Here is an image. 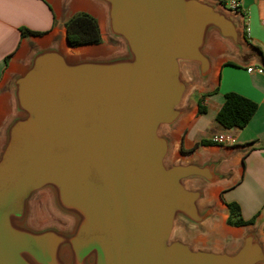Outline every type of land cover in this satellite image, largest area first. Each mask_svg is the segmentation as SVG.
Here are the masks:
<instances>
[{
  "label": "water",
  "instance_id": "95a60500",
  "mask_svg": "<svg viewBox=\"0 0 264 264\" xmlns=\"http://www.w3.org/2000/svg\"><path fill=\"white\" fill-rule=\"evenodd\" d=\"M94 1L123 50L95 56L39 47L11 83L13 115L0 149V264H264L255 232L232 252L174 238L178 224L195 230L210 217L201 207L205 189L188 182L223 178L217 163L169 165L163 134L183 115L184 67L205 81L212 35L241 51L239 24L207 0ZM43 191L66 226L33 225L31 203Z\"/></svg>",
  "mask_w": 264,
  "mask_h": 264
},
{
  "label": "crops",
  "instance_id": "0c3cea01",
  "mask_svg": "<svg viewBox=\"0 0 264 264\" xmlns=\"http://www.w3.org/2000/svg\"><path fill=\"white\" fill-rule=\"evenodd\" d=\"M91 8H98L103 17ZM78 12L97 19L103 39L101 25L107 30L106 11L94 0H0V149L3 131L13 115L11 83L34 49L55 44L70 55L109 54L71 51L84 48L71 47L67 40L66 23ZM228 14L239 24L243 49L236 51L212 35L207 49L213 62L210 75L201 81L194 66L184 67L190 87L181 106L183 115L174 127L163 130L172 144L169 165L217 163L216 171L223 178L220 182L209 186L200 180L188 182L191 189H205L201 207L210 212L209 219L195 230L178 224L174 232L175 239L213 252L235 251L249 232H255L264 247V74L247 71L249 67L264 69V0H242L240 12ZM22 28L40 34L23 37ZM227 93H237L258 105L244 128L226 129L216 121ZM223 134L232 135L234 142H213L215 136ZM203 141L210 143L201 145ZM228 203H237L244 220L256 218L255 223L230 226Z\"/></svg>",
  "mask_w": 264,
  "mask_h": 264
},
{
  "label": "trees",
  "instance_id": "16d2710c",
  "mask_svg": "<svg viewBox=\"0 0 264 264\" xmlns=\"http://www.w3.org/2000/svg\"><path fill=\"white\" fill-rule=\"evenodd\" d=\"M21 33L23 37L40 34L26 28H22ZM66 34L68 43L72 47L97 46L103 42L97 19L86 12H79L69 19L66 23ZM257 109L258 105L255 102L237 93H227L223 106L216 115V121L226 129L244 128ZM209 143L203 141L200 144L207 145ZM227 206L230 226L243 227L255 223L256 218L244 220L241 208L237 203H228Z\"/></svg>",
  "mask_w": 264,
  "mask_h": 264
},
{
  "label": "rangeland",
  "instance_id": "374dc122",
  "mask_svg": "<svg viewBox=\"0 0 264 264\" xmlns=\"http://www.w3.org/2000/svg\"><path fill=\"white\" fill-rule=\"evenodd\" d=\"M207 1L210 2V0H207ZM102 33H103V42L100 45L82 46V47H84V49L89 48V47H95V48L101 49L103 47L104 53L105 52L110 53L111 51H115V50H118V51L123 50L124 47H123L122 42L112 39L108 35L107 30L105 29L102 30ZM187 75L189 77H193L191 72H188ZM30 216H31V221L33 225L37 228L45 227L52 223H59V219L54 214L51 208L50 195L47 191H43L35 195L31 203Z\"/></svg>",
  "mask_w": 264,
  "mask_h": 264
},
{
  "label": "built area",
  "instance_id": "2783aa9c",
  "mask_svg": "<svg viewBox=\"0 0 264 264\" xmlns=\"http://www.w3.org/2000/svg\"><path fill=\"white\" fill-rule=\"evenodd\" d=\"M215 3L219 8L226 11L227 13H239L242 9V0H210ZM249 73L258 72L259 74H264L263 68L249 67L247 69ZM213 142L216 144L230 145L234 142V137L230 134H223L215 136Z\"/></svg>",
  "mask_w": 264,
  "mask_h": 264
},
{
  "label": "bare ground",
  "instance_id": "6f19581e",
  "mask_svg": "<svg viewBox=\"0 0 264 264\" xmlns=\"http://www.w3.org/2000/svg\"><path fill=\"white\" fill-rule=\"evenodd\" d=\"M77 3H78V2H77ZM75 4H76V3H75ZM82 5H83V4H82ZM82 5H81V6H82ZM88 5H89V4H88ZM74 7H76V6H74ZM89 7H91V6L89 5ZM86 8L89 10L88 7H86ZM80 9H82V7H80ZM91 9L93 10L94 13H96V14L99 15L100 17H103V16H102L103 13H102V15H101V12L97 10L98 8H97V9H96V8H95V9H94V8H91ZM89 11H90V10H89ZM91 12H92V11H91ZM93 12H92V13H93ZM95 16H96V15H95ZM100 20H101V19H100ZM102 20H103V19H102ZM102 20H101V21H102ZM101 21H100V22H101ZM101 24H102V23H101ZM103 25H104V24H103ZM102 27H103V26L101 25V29H102ZM102 30H104V29H102ZM62 45H64V44L62 43ZM66 48H67V47L65 46V50H66ZM102 48H103V47H102ZM102 48H101V49H98V48L96 49V48L89 47V48H85V49H84V48H81V49H78V50H71V51H75V52H77V53H79L80 51H82V52H87V53H88V52H94V54H97V53H102V52H104V48H103V49H102ZM67 50H68V49H67ZM96 51H97V52H96ZM218 51H219V50H218ZM218 51H217V52H218ZM71 53H72V52H71ZM90 54H91V53H90ZM92 55H93V53H92Z\"/></svg>",
  "mask_w": 264,
  "mask_h": 264
},
{
  "label": "flooded vegetation",
  "instance_id": "af4514ba",
  "mask_svg": "<svg viewBox=\"0 0 264 264\" xmlns=\"http://www.w3.org/2000/svg\"><path fill=\"white\" fill-rule=\"evenodd\" d=\"M58 218V217H57ZM59 219V224L60 225H62V226H66L67 225V223L64 221V220H62V219H60V218H58Z\"/></svg>",
  "mask_w": 264,
  "mask_h": 264
}]
</instances>
